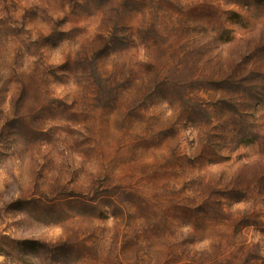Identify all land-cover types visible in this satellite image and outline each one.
I'll use <instances>...</instances> for the list:
<instances>
[{
  "label": "rangeland",
  "instance_id": "rangeland-1",
  "mask_svg": "<svg viewBox=\"0 0 264 264\" xmlns=\"http://www.w3.org/2000/svg\"><path fill=\"white\" fill-rule=\"evenodd\" d=\"M0 264H264V0H0Z\"/></svg>",
  "mask_w": 264,
  "mask_h": 264
}]
</instances>
